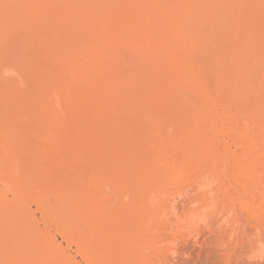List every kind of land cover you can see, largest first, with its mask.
Wrapping results in <instances>:
<instances>
[{
	"label": "rangeland",
	"instance_id": "374dc122",
	"mask_svg": "<svg viewBox=\"0 0 264 264\" xmlns=\"http://www.w3.org/2000/svg\"><path fill=\"white\" fill-rule=\"evenodd\" d=\"M254 57L264 0H0V264H264Z\"/></svg>",
	"mask_w": 264,
	"mask_h": 264
},
{
	"label": "bare ground",
	"instance_id": "6f19581e",
	"mask_svg": "<svg viewBox=\"0 0 264 264\" xmlns=\"http://www.w3.org/2000/svg\"><path fill=\"white\" fill-rule=\"evenodd\" d=\"M212 18V17H211ZM212 19H214V18H212ZM211 20V19H210ZM215 20H216V22H214V23H219L218 21H217V18H215ZM213 22V21H212ZM223 22V21H222ZM210 23V22H209ZM212 24V23H211ZM185 37H186V35H185ZM189 38V37H188ZM188 38L186 37V38H182V40H181V43H182V48H183V46H189L190 47V42H192V41H190V40H188ZM191 38V37H190ZM189 38V39H190ZM170 46V45H169ZM172 46V45H171ZM188 47V48H189ZM175 49H176V47H175ZM190 49H191V47H190ZM190 49L188 50V51H190ZM173 51H174V49H172ZM177 51V50H176ZM193 52V51H192ZM191 52V53H192ZM188 53V52H187ZM189 56H192L190 53L188 54ZM175 57H176V59H177V61H179V63H180V65L182 66V68L184 69V71L185 72H190V70H189V65L190 64H186V62H185V60H184V62L181 60V57L179 58V55H175ZM184 59H186V58H184ZM190 59V58H189ZM181 60V61H180ZM188 60V59H187ZM186 60V61H187ZM241 62V66H240V68H239V73L237 74L238 76H237V78H236V80L234 81V84H233V86H234V88H236V89H240V90H245L246 89V91H248V90H251L254 94H256L258 91V94L259 95H257V96H260V94H264V82H262V83H260L259 82V79H260V77L262 76V72L264 71V57L262 58V57H254V58H250V59H247V61L245 62V63H243V61L241 60L240 61ZM21 66V65H20ZM20 66H18V68L20 67ZM32 66V65H31ZM30 67V66H29ZM32 67H34V70H35V66H32ZM31 68V67H30ZM32 69V68H31ZM22 70V69H21ZM38 70V72H36ZM36 71H34V72H32L33 71V69H32V71L31 72H29V73H31V75H29V73H28V76H32V74H34L33 76H35V78H34V80H33V78L32 77H26L27 76V70H24V71H26L25 72V74H23L22 76V78H24V75H25V78H27V79H29V80H27V81H25L26 83H29L31 80H33L31 83H29V84H31V85H29V86H31L32 88L34 87L33 85H35L37 88L39 87V91L41 92V93H43L44 91L43 90H45L44 89V87H46V86H44L43 87V90H42V86H43V84H45L44 82L47 80V77H49L48 75H46L47 73H45V74H41L40 73V69H37ZM23 71V72H24ZM19 72V71H18ZM22 71H20L19 72V74L21 73ZM24 78V79H25ZM32 78V79H31ZM50 78V77H49ZM31 79V80H30ZM24 81V80H23ZM49 82V81H48ZM34 83V84H33ZM28 85V84H27ZM30 88V87H29ZM32 90V89H31ZM33 90H34V88H33ZM239 90V91H240ZM43 91V92H42ZM39 92V93H40ZM24 93H26V92H24ZM32 93V92H31ZM22 94V93H21ZM22 95H24V94H22ZM26 95H27V93H26ZM29 95H31V94H29ZM28 95V96H29ZM42 95V94H41ZM27 96V97H28ZM35 96V95H34ZM39 96V98H40V94L38 95ZM44 94L42 95V98L44 99ZM21 97H23V96H21ZM24 97H25V95H24ZM23 97V98H24ZM33 97V96H32ZM26 98V97H25ZM37 98V97H36ZM42 98H40V99H42ZM40 99H36V104L38 103V100L40 101ZM43 99L41 100V101H43ZM27 100V99H26ZM25 99L23 100L22 99V101H24L23 103L24 104H27V103H25V102H27ZM30 99H28V102L29 103H33V102H30L29 101ZM193 102V101H192ZM21 103V102H20ZM40 103L41 102H39L38 104L40 105ZM194 104H196V105H200V106H206V105H208L209 103L208 102H205V100H204V98H197V99H194V102H193ZM23 104V105H24ZM35 104V103H34ZM33 104V105H34ZM35 104V105H36ZM37 104V105H38ZM44 104V103H43ZM22 105V104H21ZM255 108H256V110L254 109V111H255V113H257L256 114V116L254 117V116H250L251 118H249V117H243L242 119H241V122L242 123H244L247 127L244 129V130H242V131H240V132H238L237 130L234 132V133H232V134H230L231 136H232V139H236L238 142H234L235 143V145L236 146H238V147H241L243 150H244V152H246L247 154H249V155H246V156H244L242 159H245L244 161L243 160H241V162H240V160H239V162H240V164L242 165V164H246L248 161H249V163H250V159H252V158H254V159H252V163H251V165L250 164H248V168L250 169L251 168V166L252 167H254L253 169H254V172H251L250 174H253V176L254 177H256V178H254V177H252L251 179H252V181H253V178H254V180H255V188H254V192H252L253 193V198L251 199V200H253V201H255V202H260V208H263L264 209V182H261V181H259V179H263L262 178V170L264 169V125L262 126V128L261 129H257L258 131L260 130V133L259 132H257V130L254 128V127H256V126H254V123H256L255 121L257 120V119H261V120H263V122H264V105H257V106H255ZM254 113V114H255ZM203 114H204V112H202V116H203ZM260 123V122H259ZM258 124V123H257ZM250 125V127L252 126L254 129H252L251 130V132L253 133V130H254V132L256 131L258 134L255 136L254 134V136H251V132H250V130H248V126ZM258 127V126H257ZM256 127V128H257ZM236 129V128H235ZM247 129V130H246ZM234 130V129H233ZM233 132V131H232ZM263 139L262 141H260L259 139ZM252 155H251V154ZM92 155H94V154H92ZM95 155H96V153H95ZM99 156V155H98ZM249 156V160L247 159V157ZM253 156V157H252ZM251 157V158H250ZM246 159H247V161H246ZM243 161V162H242ZM244 164V165H245ZM246 164V165H247ZM237 166H238V168H239V166H241V165H239V164H236ZM250 165V166H249ZM169 166V165H168ZM172 167V166H171ZM241 167H243V166H241ZM247 167H244V168H247ZM247 168V169H248ZM178 169V168H177ZM176 169V170H177ZM252 169V168H251ZM250 169V170H251ZM253 169L251 170V171H253ZM242 170V169H241ZM175 172H177V171H175ZM174 172V173H175ZM179 172V171H178ZM246 172H247V177H248V175H250V174H248V171L246 170ZM256 176H255V175ZM261 175V177L259 178V176ZM247 179H249V178H247ZM264 181V180H263ZM242 187L243 188H245V186L244 185H242ZM250 191V190H249ZM251 193V194H252ZM246 194H248V195H246V196H249V194L250 193H246ZM249 198H250V196H249ZM247 200H248V198H247ZM246 200V201H247ZM137 201V200H136ZM140 201V200H139ZM245 201V202H246ZM252 201V202H253ZM131 202V201H130ZM130 202H128V203H130ZM148 202V201H147ZM248 202V203H247ZM245 204H247V206H250V201H247ZM143 203H144V201H143ZM142 203V201L140 202V203H138V201H137V205L139 204V207L141 208V210H142V207H143V209H144V206H145V208L147 209L148 207H150V209L152 208V206L154 207V203H153V205H152V203L150 204L149 202V204L148 205H146V202H145V205ZM143 204V205H142ZM132 205V204H131ZM149 205H151V206H149ZM123 206H125V203L123 204ZM128 206V205H127ZM133 206L135 207L136 205L133 203ZM142 206V207H141ZM146 206H148V207H146ZM129 207H130V205H129ZM137 207V206H136ZM138 207V208H139ZM127 208H124V212L125 211H127V212H131V210L130 209H127ZM130 210V211H129ZM148 210H146L145 212H147ZM133 212V211H132ZM131 212V213H132ZM139 213V211H135V209H134V213H136V214H138ZM122 213V212H121ZM142 213V212H141ZM141 213H139V214H141ZM147 213H149V211L147 212ZM167 219V218H166ZM170 219V218H169ZM167 221H168V219H167ZM170 222V221H169ZM166 223V222H165ZM167 224V223H166ZM234 232H236V230H234ZM124 234H125V236H127L126 235V233L124 232ZM194 241L195 242H197V239H194Z\"/></svg>",
	"mask_w": 264,
	"mask_h": 264
}]
</instances>
